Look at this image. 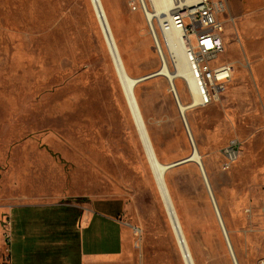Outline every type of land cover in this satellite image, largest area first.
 Wrapping results in <instances>:
<instances>
[{"label":"rangeland","instance_id":"374dc122","mask_svg":"<svg viewBox=\"0 0 264 264\" xmlns=\"http://www.w3.org/2000/svg\"><path fill=\"white\" fill-rule=\"evenodd\" d=\"M102 2L128 73L158 72L163 58L147 20L154 0L137 9L139 0ZM228 2L217 62L234 63L233 78L219 100L187 109L185 119L239 264H264V0ZM159 19L152 23L174 71ZM177 86L180 101L192 102L183 78ZM135 94L159 160L190 156L169 79H144ZM232 141L237 157L226 168ZM144 146L94 0H0V222L5 231L12 222L5 243L15 262L68 251L64 237L77 246L79 207L112 201L121 213L82 229V264H235L199 164L166 171L180 240ZM25 204L36 206L27 209L36 220L23 240L10 210ZM39 230L42 240L33 237Z\"/></svg>","mask_w":264,"mask_h":264},{"label":"built area","instance_id":"2783aa9c","mask_svg":"<svg viewBox=\"0 0 264 264\" xmlns=\"http://www.w3.org/2000/svg\"><path fill=\"white\" fill-rule=\"evenodd\" d=\"M141 5H145L144 0H139L138 5L134 4V8L137 9ZM228 6V0H171L169 13L159 19V29L164 36L163 42L167 49L164 31L179 32L176 41L186 53L189 78L199 95L196 106H207L219 100L236 69L235 64L230 61L217 62L220 55L225 52L223 15ZM150 25L160 51L161 38L151 21ZM173 61L176 66L174 58ZM179 77L190 85L187 77ZM237 146V141H232L226 149V168L237 157ZM6 223L5 239L10 241L12 225L10 218H7Z\"/></svg>","mask_w":264,"mask_h":264},{"label":"bare ground","instance_id":"6f19581e","mask_svg":"<svg viewBox=\"0 0 264 264\" xmlns=\"http://www.w3.org/2000/svg\"><path fill=\"white\" fill-rule=\"evenodd\" d=\"M94 2L96 4L97 11L100 13L101 23L103 25L108 44L111 48L116 67H117L119 76L121 78L122 84H123V88L125 91L126 98L130 104V107H131V110L133 112L136 124H137L139 132L141 134L143 143L145 145L144 147L146 148V152H147L150 164H151L152 169H153V173L155 176L157 186H158L159 191L163 197V200L167 206V210L169 212V215H170L173 227L176 231V234L178 235L180 240H183V238H184L183 229L181 227V223L179 221L177 212H176L174 205H173L172 198L170 196V192H169L167 184H166L165 175H166V171H168L166 169L167 164L162 163L159 160V158L157 157V155H155L156 153H154V151L152 149L153 144H152L151 139L149 137V134L147 132L145 122H144V119H143V116H142V113H141V110H140V107H139V104L137 101V97L135 94V87L137 85L135 83H136V79H138V78L132 77L128 73V71L125 67V64L123 62V59H122L120 51H119V48L117 46V40L113 34V31H112L111 26L109 24L108 18L106 16L102 0H94ZM170 4H171V0H154L155 10H153L154 12H148L147 13V15H148L147 20L152 22V20L155 17H160V19L165 17L169 13ZM164 35H165V39H166V42L168 45L169 52L175 60L176 69L174 71H172L170 69V67L167 64L165 55L163 53V56H164V57L162 56V58H164L163 59V65L159 69V72H160V74L165 75L169 79V82L171 84V89H172V91L176 92L178 99L180 97H179V89L177 86V78L179 76H182V77L184 76V77H187L188 80H190L189 81V83H190L189 88L192 92V97H193L192 102H181L179 99L180 111H181V113L183 112L185 115V112L187 109L193 108L197 105L198 100H199V95L195 89L194 84L192 83L191 79L189 78V67H188V63H187L186 53H185L183 47L181 46V44L177 43V41H176L177 37L179 36V32L174 31V30H169V31H164ZM187 124H188V122H187ZM189 130H190V128H189ZM190 133H191V131H190ZM191 136H192V133H191ZM192 138H193V136H192ZM193 141H194V139H193ZM195 146H196V144H195ZM194 157L196 159H199V157L196 155V152H195ZM231 244H232V242H231ZM182 245H183V250H184L185 254L188 255V257H189V255H190L189 249L187 248V246L183 242H182Z\"/></svg>","mask_w":264,"mask_h":264},{"label":"crops","instance_id":"0c3cea01","mask_svg":"<svg viewBox=\"0 0 264 264\" xmlns=\"http://www.w3.org/2000/svg\"><path fill=\"white\" fill-rule=\"evenodd\" d=\"M36 207L35 205L31 204H25L20 206H15L11 208L10 214L12 216V211L14 210V216L16 221L14 220V227H13V234L17 233L18 237H21V239H27L29 236H31L33 233L32 229H35L34 226V217L31 215L29 211H27L28 208ZM78 207V206H77ZM79 219L77 221V228L79 232L77 246L75 243H72L73 237L68 236L67 238L64 237V242L62 243V246L64 247L66 244V240L69 243V250L64 251L62 250V247H59V249H55L54 251H50L47 253L38 252L33 255V258L41 262L40 264H45L43 261H52V262H59L60 264H82L83 257L86 255H82V243H83V237H82V229L83 227H89L91 225L92 221H101L106 220L104 217H108L110 219H114L116 215L121 213L120 210L123 209V205L119 202H112V201H106V202H93L88 207L84 209V212L81 213V208L79 207ZM96 214V215H95ZM100 216V219H98ZM103 218V219H102ZM7 218L5 219V221ZM63 226V225H62ZM7 227V224H6ZM12 228V225H11ZM5 230L3 229V224L0 222V264H17L16 261V255H13V248L6 247L5 238L3 236V232ZM43 230L35 231L36 234H33V237H37L39 240H42L45 238V236L42 234ZM61 248V249H60ZM52 252V253H51ZM19 255V253H17ZM26 254V249L22 247L20 249V255L19 257L23 258ZM74 257V260L77 257V260L72 261V258ZM68 262V263H67Z\"/></svg>","mask_w":264,"mask_h":264},{"label":"water","instance_id":"95a60500","mask_svg":"<svg viewBox=\"0 0 264 264\" xmlns=\"http://www.w3.org/2000/svg\"><path fill=\"white\" fill-rule=\"evenodd\" d=\"M157 40H158V39H157ZM159 49H160L161 55L163 56V51H162V49H161V48H159ZM163 57H164V56H163ZM163 59H164V58H163ZM158 74H160L159 71L156 72L155 74L150 75V76L140 77V78L136 79V83H135V84H138L140 81H142V80H144V79H147V78H150V77H153V76L158 75ZM174 93H175V96H176V98H177V100H178V104H179V99H178V97H177V94H176V92H174ZM182 115H183V117H184L186 127H187V129H188V131H189V134H190V137H191V140H192V144H193V152H192V154H191L190 156H188V157H186V158H183V159H181V160H178V161H175V162H172V163L167 164V168H166V169H167V170H170V169H172V168H174V167L180 166V165H182V164H185V163H187V162H191V161H192V162H196V163L199 164V166H200V168H201V170H202V173H203V175H204V178H205V180H206V182H207V185H208V188H209V191H210V195H211V197H212V200H213V203H214V206H215V210H216V213H217L218 219H219V221H220V224H221L222 230H223V232H224L225 238H226V240H227L228 246H229L230 251H231V253H232V257H233L234 263H235V264H239L238 259H237L236 254H235V251H234L233 246H232L231 241H230V237H229V233H228L227 227H226V225H225V223H224V220H223L222 214H221V212H220V209H219V207H218V204H217V202H216V200H215V197H214V194H213V192H212V189H211V186H210V183H209V180H208V177H207V174H206V170H205V168H204V165H203V162H202L201 156H200V154H199L198 149L196 148L197 146H195V143H194L193 138H192V136H191V133H190V130H189V126H188V124H187V121H186V119H185V115H184L183 112H182ZM152 149H153V151H154V153H155V150H154L153 147H152ZM195 152H196V155L199 157V159H196V158L194 157ZM155 155H156V154H155ZM166 207H167V206H166Z\"/></svg>","mask_w":264,"mask_h":264},{"label":"trees","instance_id":"16d2710c","mask_svg":"<svg viewBox=\"0 0 264 264\" xmlns=\"http://www.w3.org/2000/svg\"><path fill=\"white\" fill-rule=\"evenodd\" d=\"M164 43V42H163ZM165 45V44H164ZM166 47V46H165Z\"/></svg>","mask_w":264,"mask_h":264}]
</instances>
